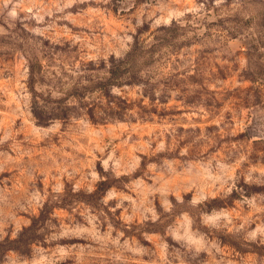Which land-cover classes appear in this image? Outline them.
<instances>
[{
  "label": "rangeland",
  "instance_id": "374dc122",
  "mask_svg": "<svg viewBox=\"0 0 264 264\" xmlns=\"http://www.w3.org/2000/svg\"><path fill=\"white\" fill-rule=\"evenodd\" d=\"M136 37L157 99L37 122ZM0 264H264V0H0Z\"/></svg>",
  "mask_w": 264,
  "mask_h": 264
},
{
  "label": "trees",
  "instance_id": "16d2710c",
  "mask_svg": "<svg viewBox=\"0 0 264 264\" xmlns=\"http://www.w3.org/2000/svg\"><path fill=\"white\" fill-rule=\"evenodd\" d=\"M174 24V23H173ZM169 27H162L170 29ZM139 33L142 32V28L138 29ZM165 40L164 38H161ZM162 44L160 40L158 44H151L149 47H145L139 42L138 37L132 47L126 52L124 57L115 58L111 56L108 72L109 76L104 81H98L94 86L89 87V85H81V90L76 91L75 89L70 93L72 97L77 99L79 106L76 105H61L58 107H37L33 110L34 116L37 122L40 124H46L49 120L58 119H68L79 114L82 111L88 115V118L93 122H103L109 119H122L132 106V102H129L126 98H118L111 95L109 87L114 85H133L140 84L144 86L145 94L148 93L152 102L157 99L155 92L152 90L150 93L148 86L153 87L154 82L151 81L152 75L144 73L145 69L142 66H148L152 63V53L156 50V47ZM150 56L149 58L147 56ZM147 72V71H145ZM157 82V81H156ZM101 91L106 97V102L99 104H92L86 100V96L91 91ZM66 99V98H65ZM163 99V97H162ZM164 100V99H163ZM143 117L145 116V111L149 110L152 112H157V107L152 106L150 109L147 107H141ZM25 229V228H24ZM30 240V239H29ZM26 239L24 243L29 244L30 241Z\"/></svg>",
  "mask_w": 264,
  "mask_h": 264
}]
</instances>
